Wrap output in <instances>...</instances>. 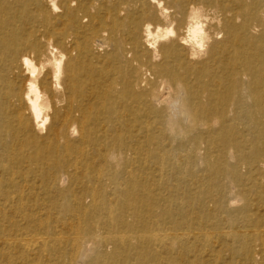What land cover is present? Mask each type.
I'll return each mask as SVG.
<instances>
[{
    "label": "bare ground",
    "instance_id": "6f19581e",
    "mask_svg": "<svg viewBox=\"0 0 264 264\" xmlns=\"http://www.w3.org/2000/svg\"><path fill=\"white\" fill-rule=\"evenodd\" d=\"M98 49L123 73L121 85L89 88ZM95 115L107 117L114 132L107 130L108 139L135 132L145 150L95 145L105 148L97 179L110 183L87 192L125 191L131 207L125 213L116 197L91 195L87 204L75 194L80 207H102L104 220L84 232L75 227L73 262L94 261L125 243L129 235L117 228H133L138 208L152 223L133 236L141 252L166 261L184 245L212 248L210 232L193 228L191 203L234 225L251 208L246 201L232 209L247 198L251 171L264 184V0H0V148H28L32 158L71 155L92 145ZM143 159L152 167L138 176ZM212 161L221 165L216 178ZM121 169L125 183L118 182ZM67 179L53 175L48 185L65 194ZM208 181L217 188L210 196ZM3 196L1 211L24 199ZM102 228L108 231L98 235ZM218 235L234 240L251 231L231 227ZM42 240L32 236L26 244Z\"/></svg>",
    "mask_w": 264,
    "mask_h": 264
},
{
    "label": "rangeland",
    "instance_id": "374dc122",
    "mask_svg": "<svg viewBox=\"0 0 264 264\" xmlns=\"http://www.w3.org/2000/svg\"><path fill=\"white\" fill-rule=\"evenodd\" d=\"M95 53L98 60L94 61L92 68L87 69L90 79L89 88L92 87L90 83L93 82L104 86L112 83L121 85L124 81L123 73L120 75L115 65L106 62L108 54L100 49ZM101 123L106 124L107 127H100ZM104 124L101 125L104 126ZM107 130L108 134L112 136L114 132H111L112 127L107 117L93 116L90 127L92 145L80 146L71 155L53 153L32 158L29 156L31 150L28 148H0V197L8 194L24 195L22 202L13 207L6 206L5 211L0 210V264H80L77 263L78 261L73 262L75 252L70 237L74 230H77L75 227L84 232L93 228L95 223L104 220V212L102 207L83 208L78 206L74 202L75 194L83 197L87 204L91 201V195L100 197L101 200L116 197L118 202L116 205L120 208L125 204V213L129 212L130 204L123 202L125 191L119 197L111 196L109 192L97 191L98 193L93 192L91 195L90 192H87L88 188L92 186H96L100 190V186L110 183V181L99 182L97 179L98 174L105 168L97 155L105 148L100 150L95 145L105 141L107 145L109 143L116 146L123 145L132 148V152L138 150L141 155H144L145 148L143 143L135 141V132H130L122 137H113L111 140L108 139ZM140 136L143 135L140 134ZM254 138L255 136L251 135V156H253ZM209 165L212 167L210 177L216 178L221 171L220 163L212 161ZM151 167L146 159H143L135 169L138 170L137 175L142 176ZM201 167L207 168L208 166L204 164ZM124 173V170L121 169L118 182L125 183L127 181ZM60 174H66L68 177L65 186H63L65 194L51 190L52 188L48 185L51 176ZM259 178L260 175L257 172L251 171V181H245L244 188L247 190V198L241 202L243 204L240 203L232 209H240L246 201H250L251 208L247 215L239 216L234 225L226 216L215 217L213 212L199 210L198 201L191 203L189 216H192L190 219L191 222H194L193 228L204 227V230L210 232L212 248H209L206 243L194 247L184 245L181 249L175 250L172 258L170 257L166 261L157 260L150 250L147 253L146 250L141 252L137 239L133 236L135 231L151 226L152 223L148 219L150 213L137 207L139 218L135 221V226L130 229L117 228L129 235L125 243L112 244L108 250L105 249L102 256L91 262L86 260L83 264H264V184L256 180ZM143 183L152 184L151 181ZM215 191L217 188L208 181L204 188L206 195H213ZM72 225L74 227H71ZM243 226L251 231L250 237L232 240L218 235L219 232L227 231L231 227L240 228ZM258 229L263 233L258 232ZM106 231L108 229L102 228L98 235L106 233ZM32 236L42 237L43 240L35 244L30 240L26 244V240ZM121 244L122 248H120ZM117 247L119 250L116 251ZM191 248L197 250V255L190 253Z\"/></svg>",
    "mask_w": 264,
    "mask_h": 264
}]
</instances>
